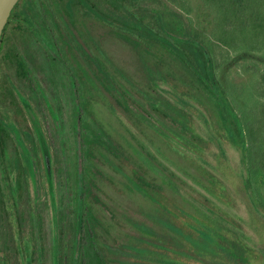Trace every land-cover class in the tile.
<instances>
[{
    "label": "rangeland",
    "instance_id": "374dc122",
    "mask_svg": "<svg viewBox=\"0 0 264 264\" xmlns=\"http://www.w3.org/2000/svg\"><path fill=\"white\" fill-rule=\"evenodd\" d=\"M66 1L55 8V52L30 56L41 89L34 100L32 79L8 64L34 110L24 111L20 94L24 109L15 95L1 105L20 136L30 135L19 147L6 139L11 158L23 159L21 184L13 176L8 184L9 264H228L215 252L216 231L238 242L244 264H264V0H88L73 13ZM140 7L162 10L180 27L191 21L211 42L223 90L244 123L243 164L209 94L159 45H137L118 31L113 15ZM85 131L93 137L81 154ZM243 169L257 212L245 200Z\"/></svg>",
    "mask_w": 264,
    "mask_h": 264
},
{
    "label": "trees",
    "instance_id": "16d2710c",
    "mask_svg": "<svg viewBox=\"0 0 264 264\" xmlns=\"http://www.w3.org/2000/svg\"><path fill=\"white\" fill-rule=\"evenodd\" d=\"M237 3H241V0H238ZM140 8L141 9H137L138 13L135 14L113 15V23H115L118 28L120 26L122 28L121 30L119 28L118 31L123 33L121 35L125 39H129L130 35L134 36L136 38L137 45H140L141 43L159 45L161 49L166 50L170 55H172V57L181 65V67L194 79V82L200 89L205 90L209 94V96L216 104L218 113L221 117L224 127L226 128L230 140L239 151L241 163L243 164V160L244 162L246 160L248 146L246 142L247 135L245 134L244 123L237 116L234 108L231 106V103L227 99L226 93L223 90L222 81L217 74V68L213 57L211 42L199 37V35L196 33V30L192 27L191 21L187 25L180 27L178 25H175L177 23H174L173 21L169 20L166 22V13H164L162 10H158L155 8ZM104 16H106V14ZM175 17H177V15ZM105 23L107 22L105 21ZM179 24L182 25L181 23ZM104 76L108 82L111 81V78L106 71H104ZM150 82L155 86L157 85L156 81L152 77L150 79ZM73 88L76 92L75 96L77 99L78 121L83 123L85 119L82 116V95L80 87L78 86L74 78ZM179 95L183 98L182 94L179 93ZM84 107L88 109L86 104H84ZM153 127L156 128L158 132L169 143L177 146V144L174 143L173 139L175 137L172 138L169 131L167 133L158 129V127H155L154 125ZM90 132L95 137V139L100 138L97 131L95 132L94 130H90ZM175 133H177V137L179 135V137L185 139L186 143L191 145L190 143L192 141L189 140L187 136L184 135L183 137V134L180 135L177 131ZM92 135L89 136V133H87V131L80 133V136H82V141H80L79 146L81 154H85L87 144L91 142L90 139H92L93 137ZM243 171L245 174V169H243ZM244 176L246 181V190L248 192L245 195V197L248 196L245 200L249 201L253 209L257 212L260 208L255 201V196H252V184L246 177V174ZM201 210L207 216H212L214 219H222L218 214H216V212L209 210L208 207L203 206V209ZM262 216L264 218V211ZM80 225L81 220H79V226ZM214 235L217 238H215V241L217 242L216 245L214 244V248L219 258H221L222 260H226V263L228 264L246 263L247 259L243 254H240V252L244 253V251L240 247L238 242H235L231 239H225V241L221 240L220 238L223 236L218 231H216Z\"/></svg>",
    "mask_w": 264,
    "mask_h": 264
},
{
    "label": "flooded vegetation",
    "instance_id": "af4514ba",
    "mask_svg": "<svg viewBox=\"0 0 264 264\" xmlns=\"http://www.w3.org/2000/svg\"><path fill=\"white\" fill-rule=\"evenodd\" d=\"M58 2L59 0H19L14 6L0 37V73L4 74L3 80L6 86L4 89L5 93L0 88V162H4L2 165L0 163V264H9V228L7 225L9 179L13 176L14 181L19 184L22 182L21 178H18L19 174L17 173L18 170L21 171V168L18 167L20 164L18 160L20 159L23 161L22 153L20 152L12 159L8 148V140L6 139L13 140L16 147H19V144L24 143V135L26 134L25 131H22V136H20L17 125L15 126L13 121V112L9 107V105L14 102L12 101L13 95L17 97V95L20 94L27 100L29 111L24 109V106L17 97L24 111L30 114L34 111L31 101L16 85L14 75L9 73L10 68L8 64L11 62L15 65V72L17 71L15 75H20L19 79H32V88L29 89L28 93L34 100V97L40 94L41 89L39 82L35 79L36 70L31 67L32 63L30 56L33 55L34 58L40 60L41 51L45 54L47 51L49 55L55 52L56 26L54 14ZM87 3L88 0H67L65 8L68 13H73L74 4L86 8L85 5ZM19 33L24 34L25 37L29 39V41L26 40V44L21 40L15 39V35ZM9 96H11V100L8 102L9 105L7 107H2L3 101L8 99ZM14 133H16V135ZM26 135L30 137L29 134ZM10 164L12 165L11 167ZM3 165H5V168ZM22 170L25 172V169L22 168ZM19 186L22 187L21 185ZM17 190L21 192L23 189L20 188ZM35 201L36 199L34 197L32 202L35 203Z\"/></svg>",
    "mask_w": 264,
    "mask_h": 264
},
{
    "label": "water",
    "instance_id": "95a60500",
    "mask_svg": "<svg viewBox=\"0 0 264 264\" xmlns=\"http://www.w3.org/2000/svg\"><path fill=\"white\" fill-rule=\"evenodd\" d=\"M19 0H0V37L9 16Z\"/></svg>",
    "mask_w": 264,
    "mask_h": 264
}]
</instances>
